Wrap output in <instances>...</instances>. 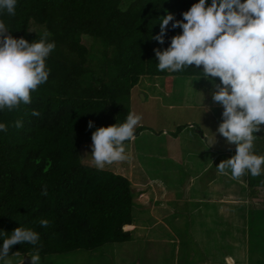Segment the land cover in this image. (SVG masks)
Here are the masks:
<instances>
[{
	"label": "trees",
	"instance_id": "obj_1",
	"mask_svg": "<svg viewBox=\"0 0 264 264\" xmlns=\"http://www.w3.org/2000/svg\"><path fill=\"white\" fill-rule=\"evenodd\" d=\"M195 3L17 0L15 16L0 12L13 37L31 43L48 32L49 42L56 45L46 61L48 81L31 94L32 103L0 111V123L8 125L7 132L0 131V246L17 227L40 234L38 245H14L10 255L37 249L41 255L94 250L130 239L131 231L124 229L134 219L130 179L83 162L81 150L92 143L96 128L126 121L132 88L141 77L202 75V65L158 71L153 51L166 49L170 38L182 31L169 25L164 44H159L152 37L160 31V19L172 13L183 20L181 14ZM33 110L40 116H32ZM16 120L23 121L22 128L14 127ZM139 131L136 127L134 135ZM254 135V154L264 156V132ZM244 177L249 197L258 198L264 192V174ZM44 186L46 196L41 195ZM40 219L49 220L50 226L41 227Z\"/></svg>",
	"mask_w": 264,
	"mask_h": 264
},
{
	"label": "rangeland",
	"instance_id": "obj_2",
	"mask_svg": "<svg viewBox=\"0 0 264 264\" xmlns=\"http://www.w3.org/2000/svg\"><path fill=\"white\" fill-rule=\"evenodd\" d=\"M213 79L220 83L218 77ZM214 90L203 76L141 77L132 88L130 98L131 112L141 117L137 126L140 131L134 140L124 143L128 159L104 168L125 175L132 186H141L133 189V220L137 224L152 225L154 218H161L163 222L146 230L137 229L125 242L106 243L94 250L40 254V264H173L178 240L181 242L179 262L184 261L188 250L198 252L199 242H204L210 245L206 250L215 249L212 250L217 253L214 259L229 253L238 259L247 258L250 263L264 264V192L259 199L249 202L250 205L248 202L246 205L222 204L229 211H236L231 217L219 214L218 205L207 202L192 203L197 208V215L192 218L186 217V213L174 215L168 210V204V209L160 208L164 198L169 203L172 197L183 200L190 178L194 180V187L188 189L190 196L205 191L207 196L211 192L219 195V187L224 184L230 188L235 186L238 196L245 197V187L241 184L244 176L233 179L230 170L225 175L216 168L221 160L235 155L236 146L228 144L217 132L223 108L213 102ZM91 145H84L81 156L83 162L94 165ZM141 193L143 196L139 197ZM153 196L158 202L153 204L151 213V209L144 208V203L156 202ZM171 205L185 207L181 202H171ZM190 223H198L199 233H207L199 236L197 246L195 242L188 243ZM22 257V254H12L9 259L12 264H20Z\"/></svg>",
	"mask_w": 264,
	"mask_h": 264
},
{
	"label": "clouds",
	"instance_id": "obj_3",
	"mask_svg": "<svg viewBox=\"0 0 264 264\" xmlns=\"http://www.w3.org/2000/svg\"><path fill=\"white\" fill-rule=\"evenodd\" d=\"M17 0H0V12L15 16ZM183 20H176L167 13L160 19V31L152 37L164 44L169 29L180 28L178 35L170 38L166 49H153L158 60L157 70L182 72L195 66H203L202 75L215 89L214 103L222 106V122L217 132L236 153L221 160L216 166L220 174L237 179L247 174L253 178L264 174V156L254 154V133L264 132V0H198L183 12ZM171 22V24H170ZM50 33L41 34L39 41L29 43L23 37L15 38L8 26L0 20V111H13L21 105L32 103L31 94L48 81L50 68L46 61L55 50V42H49ZM219 78L215 83L213 78ZM32 116L39 117L36 110ZM141 117L130 112L122 124L96 128L92 132V158L95 167L128 159L125 141L135 139V129ZM88 128L93 122H88ZM14 127H23L16 120ZM0 131L7 132L8 125L0 123ZM47 195V187L41 191ZM50 221L40 219L39 225L47 228ZM40 234L30 228L17 227L0 246V262L12 264L9 259L14 245L28 243L36 246ZM19 255V252L11 253ZM30 264H40L39 249L29 257ZM20 264H24L22 260Z\"/></svg>",
	"mask_w": 264,
	"mask_h": 264
},
{
	"label": "crops",
	"instance_id": "obj_4",
	"mask_svg": "<svg viewBox=\"0 0 264 264\" xmlns=\"http://www.w3.org/2000/svg\"><path fill=\"white\" fill-rule=\"evenodd\" d=\"M233 183L235 184V182H233ZM193 184H194V180H192V178H190V180L188 181L186 188H185L186 194H184L183 200H181V199L179 200V198L172 197L171 199L169 198V200H170V203H169L167 198L163 197L164 198V199H162L163 206L160 208L166 210V209H168L167 207L169 206L168 210H170V212H173L174 215L179 214V213L180 214L186 213L185 214L186 217L192 218V217H196L195 215H197V208H194L192 203L207 202V203H210L212 205L217 204L218 205L217 211L219 214H225L226 217H231V216L235 215L236 211L235 212L229 211V209H227L226 206L223 207L222 204H231V205L244 204V205H246V203L248 202V205H250L249 202L254 201L256 199H259V198H250L249 197V195L247 193L248 191L246 190V186H245L246 185L245 177L243 179V182L241 183L245 187L243 189V191L245 192L244 198L238 196V193H237L235 186H231V188H230V186L227 187L224 184H221V187H219L220 188L219 190H221V194H219V195H217V194L215 195L213 192H211L210 194H212V195L207 196L206 191H205L202 193H198V195H196V196H194V195L190 196L188 189H191L192 187H194ZM133 187L134 188H141L140 185H136ZM215 192H217V191H215ZM142 196H143V193L139 194V197H142ZM152 199L156 200V202H153V201L151 202V200H148V202L145 201V203H144V208L151 209L150 210L151 213L153 212V209L155 208V207H153V204H156L158 202L156 197L153 196ZM171 202L173 204H175V203L179 204V202H181V203L185 204L184 205L185 207L180 208V206H178V205H177V207H175V205L174 206L171 205ZM167 204H168V206H167ZM157 212H159V211H157ZM157 222L161 223V222H163V220L161 218H159L157 220L154 218V223H152V225L156 226ZM152 225H147L146 227H144V225L141 226L133 220V223L130 225H126L124 227V229L129 230L132 233L139 228L146 230L148 227H151ZM202 227H204V222H203V224H201V228ZM190 228L192 230L189 229L188 232L191 233V235H189V236H191V240L188 243L195 242V244H196L199 240V236L202 237L203 235L207 234V233H205V231L202 233H199L198 229H200V227L198 226V223H197V225H196V223H190ZM194 236H195V238H194ZM210 242H212V240ZM180 243H181L180 240H178V243H177L178 246H176V251H178V253L175 252V254H177V255L174 257L173 264H258L256 262L250 263L247 258L238 259L237 257H234L233 255H231L229 253L224 254L222 256L218 255V257L216 259H214L215 258L214 255H217V253L212 252V250L215 251V249L210 248L209 250L208 249L206 250V246H210V245L209 244L206 245L204 242H202L203 245H202V243L199 242L198 246H201V248L197 247L199 249L198 252L194 249L188 250L187 255L183 254L184 255L183 256L184 261L179 262L178 261V257H179L178 255L180 252ZM188 243H187V245H188ZM196 246H197V244H196ZM203 252H204V255H203ZM185 253H186V251H185Z\"/></svg>",
	"mask_w": 264,
	"mask_h": 264
},
{
	"label": "water",
	"instance_id": "obj_5",
	"mask_svg": "<svg viewBox=\"0 0 264 264\" xmlns=\"http://www.w3.org/2000/svg\"><path fill=\"white\" fill-rule=\"evenodd\" d=\"M29 255L24 254L22 257V260L24 261V264H30Z\"/></svg>",
	"mask_w": 264,
	"mask_h": 264
}]
</instances>
